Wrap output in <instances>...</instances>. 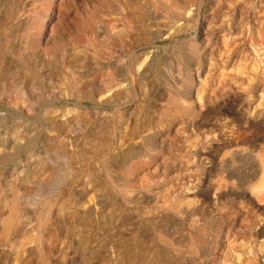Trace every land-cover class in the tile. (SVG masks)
Wrapping results in <instances>:
<instances>
[{"label": "rangeland", "instance_id": "374dc122", "mask_svg": "<svg viewBox=\"0 0 264 264\" xmlns=\"http://www.w3.org/2000/svg\"><path fill=\"white\" fill-rule=\"evenodd\" d=\"M57 1L0 0V110L11 111L9 104L15 102L29 116L19 120L16 115V124L3 130L13 134L18 121L34 127L42 104L68 110L65 154L72 156L75 149L81 154L64 181L68 223L64 245L56 247L51 264H264V192L257 191L264 178V0ZM124 19L132 22L130 29ZM74 75L86 96L83 105L88 109L81 113ZM42 136L46 138L44 131ZM86 137L96 140L92 149ZM98 140H114L107 165L116 168L119 151L128 147V162L134 166L113 170L110 179L119 190L127 188L125 199L107 201L98 229L92 230L77 223L88 172L102 176L103 190L111 191L99 162ZM17 174L0 172L3 197L9 198L11 186L29 187ZM116 220L121 233L115 235ZM4 249L0 247V264H14ZM148 249L157 256L144 258ZM25 255L18 264H38ZM123 255L130 260L122 262Z\"/></svg>", "mask_w": 264, "mask_h": 264}, {"label": "bare ground", "instance_id": "6f19581e", "mask_svg": "<svg viewBox=\"0 0 264 264\" xmlns=\"http://www.w3.org/2000/svg\"><path fill=\"white\" fill-rule=\"evenodd\" d=\"M22 1V0H21ZM59 1V0H58ZM57 1V2H58ZM83 1V0H82ZM128 1V0H127ZM132 1V0H130ZM199 1V0H198ZM219 1V0H218ZM232 1V0H231ZM230 1V2H231ZM18 2V1H17ZM159 2V1H158ZM64 3V2H63ZM98 3V2H97ZM125 4V3H124ZM134 4V2H133ZM161 4V3H160ZM232 4V3H231ZM40 5V4H39ZM130 5V4H129ZM45 6V5H44ZM55 6V5H54ZM63 6V4H62ZM95 6V5H94ZM99 6V5H98ZM225 6V5H224ZM3 7V6H2ZM93 7V6H92ZM164 7V6H163ZM198 7V6H196ZM228 7V6H227ZM63 8V7H62ZM127 8V7H126ZM165 9V8H164ZM197 9V8H196ZM210 9V8H209ZM132 10V9H131ZM90 11V10H89ZM60 12V10L58 11ZM145 12V11H144ZM86 13V11H85ZM192 13V12H191ZM198 13V12H197ZM188 14V13H187ZM11 15V14H10ZM53 15V14H52ZM126 15V14H125ZM173 15V14H172ZM184 15V14H182ZM153 16V15H152ZM185 16V15H184ZM189 16V15H188ZM187 16V17H188ZM52 17V16H50ZM58 17V16H57ZM81 17V16H80ZM130 17V16H129ZM160 17V16H159ZM191 17V15H190ZM86 18V17H85ZM157 18V17H156ZM184 18V17H183ZM186 18V17H185ZM232 18V17H231ZM32 19V18H31ZM82 19V18H81ZM80 19V20H81ZM129 19V18H128ZM176 20L175 18H173ZM193 19V18H192ZM5 20V19H4ZM61 20V19H60ZM153 20V19H152ZM180 20V19H179ZM182 20V19H181ZM194 20H196L194 18ZM20 21V19H19ZM186 21V20H185ZM8 22V21H7ZM36 22V21H35ZM46 22V21H45ZM56 22V21H55ZM97 22V21H96ZM99 22V21H98ZM125 22V26H128L130 29L132 26V22L128 20H123ZM194 22V21H193ZM20 23V22H19ZM22 23V22H21ZM30 23V21H29ZM93 23V22H92ZM188 23V22H187ZM191 23V22H190ZM12 24V23H11ZM24 24V23H23ZM53 24V23H52ZM154 24V23H153ZM193 24V23H192ZM68 25V24H67ZM104 25V24H103ZM188 25V24H187ZM196 25V24H195ZM33 26V25H32ZM118 26V25H117ZM15 27V26H14ZM57 27V26H56ZM62 27V26H61ZM108 27V26H107ZM144 27V26H143ZM192 27V25H191ZM190 27V28H191ZM197 27V26H196ZM208 27V26H207ZM250 27V26H249ZM172 29L171 27H169ZM67 29V27H66ZM97 29V28H96ZM186 29V28H185ZM184 29V30H185ZM188 29V27H187ZM257 29V28H256ZM69 31V29H67ZM73 29H70V31ZM126 30V29H125ZM155 30V29H154ZM175 30V29H174ZM50 31V30H49ZM69 31V33H70ZM118 31V30H117ZM130 31V30H129ZM136 31V30H135ZM167 31V30H166ZM181 31V30H180ZM192 31V30H191ZM43 32V31H42ZM54 32V31H53ZM63 32V31H62ZM73 32V31H72ZM75 32V31H74ZM103 32V31H102ZM161 32V31H160ZM179 32V31H177ZM228 32V31H227ZM41 33V32H40ZM55 33V32H54ZM53 33V34H54ZM59 33V32H58ZM64 33V32H63ZM67 33V32H66ZM68 33V34H69ZM76 33V32H75ZM168 33V32H167ZM171 33V32H170ZM182 33V32H181ZM31 34V33H30ZM67 34V35H68ZM72 34V33H70ZM142 34V33H141ZM7 35V34H6ZM65 35V34H64ZM66 35V36H67ZM120 35V34H119ZM185 35V34H184ZM27 36V35H26ZM39 36V35H38ZM69 36V35H68ZM71 36V35H70ZM160 36V35H158ZM169 36V35H168ZM241 36V35H240ZM57 37V36H56ZM175 37V36H174ZM26 38V37H25ZM24 38V39H25ZM61 38V37H60ZM68 38V37H67ZM95 37H93L94 39ZM137 38V37H136ZM170 38V36H169ZM192 38V37H191ZM226 38V37H225ZM254 38V37H253ZM28 39V38H27ZM41 39V38H40ZM43 39V38H42ZM41 39V40H42ZM45 39V38H44ZM96 39V38H95ZM115 39V38H114ZM165 39V38H163ZM174 39V38H173ZM182 39V37H181ZM180 39V40H181ZM189 39V38H188ZM16 40V39H15ZM54 40V39H53ZM59 40V39H58ZM57 40V41H58ZM116 40V39H115ZM161 40V39H160ZM166 40V39H165ZM43 41V40H42ZM56 41V42H57ZM63 41V40H61ZM60 41V42H61ZM154 41V40H153ZM175 41V40H174ZM20 42V41H19ZM52 42V41H51ZM55 43V41H53ZM59 42V41H58ZM172 42V41H171ZM177 42V41H175ZM174 42V43H175ZM180 42V41H179ZM185 42V41H184ZM191 42V41H190ZM207 42V41H206ZM227 42V41H226ZM225 42V43H226ZM14 43V42H13ZM17 43V42H16ZM27 43V42H25ZM88 43V42H87ZM115 43H117L115 41ZM120 43V42H119ZM118 43V45H120ZM24 44V43H22ZM50 44V43H49ZM66 44V43H65ZM85 44V43H84ZM133 44V43H132ZM146 44V43H145ZM149 43H147L148 45ZM192 44V43H191ZM7 45H9L7 43ZM52 45V44H51ZM100 45V44H99ZM117 45V44H116ZM180 45V44H178ZM64 46V45H63ZM86 46V45H85ZM146 46V45H145ZM185 46V45H184ZM15 47V46H13ZM94 47V45H93ZM116 47V46H114ZM134 47V46H133ZM147 47V46H146ZM153 47V46H152ZM244 47V46H243ZM10 48V47H9ZM8 48V49H9ZM18 48V47H17ZM113 48V47H112ZM142 48V47H141ZM162 48V47H161ZM165 48V47H164ZM178 48V47H177ZM190 48V47H189ZM222 48V47H221ZM19 49V48H18ZM117 49V48H116ZM119 49V48H118ZM140 49V48H139ZM158 49V48H157ZM180 49V48H178ZM65 50V49H64ZM91 50V49H90ZM219 50V49H218ZM234 50V49H233ZM5 51V50H4ZM97 51V50H95ZM114 51V50H112ZM136 51V50H135ZM151 51V49H150ZM169 51V50H168ZM22 52V51H21ZM36 52V51H35ZM115 52V51H114ZM117 52V51H116ZM115 52V53H116ZM129 52V51H127ZM132 52V51H131ZM156 52V51H155ZM167 52V51H166ZM206 52V51H205ZM38 54V52H36ZM41 53V52H40ZM39 53V54H40ZM95 53V52H94ZM136 53V52H135ZM162 53V52H161ZM249 53H251L249 51ZM3 54V53H2ZM101 54V53H100ZM120 54V53H119ZM133 54V53H132ZM137 54V53H136ZM139 54V53H138ZM168 54V53H167ZM179 54V53H178ZM176 54V56L178 55ZM185 54V53H183ZM9 55V54H8ZM107 55V54H106ZM111 55V54H110ZM114 55V54H113ZM112 55V57H114ZM148 55V54H147ZM170 55V54H169ZM252 56L254 54H251ZM39 56V55H38ZM37 56V57H38ZM141 56V55H140ZM202 56V55H201ZM200 56V57H201ZM206 56V55H205ZM248 56V55H247ZM40 57V56H39ZM88 58V56L86 55ZM85 57V58H86ZM96 57V55H95ZM101 57V56H100ZM155 57V56H152ZM11 58V57H10ZM26 58V57H25ZM120 58V57H119ZM130 58V57H127ZM16 59V58H15ZM55 59V58H54ZM59 59V58H58ZM98 59V58H97ZM112 59V58H111ZM136 59V58H135ZM147 58L144 59V61ZM182 59V58H181ZM200 59V58H199ZM251 59V58H250ZM1 60V58H0ZM13 60V59H12ZM22 60V59H21ZM110 60V59H109ZM108 60V61H109ZM128 60V59H126ZM178 60V58H177ZM256 60V58H255ZM14 61V60H13ZM18 61V60H17ZM30 61V60H29ZM107 61V60H106ZM111 61V60H110ZM125 61V60H124ZM123 61V62H124ZM159 61V60H158ZM58 62V61H57ZM90 62V61H89ZM126 62V61H125ZM129 62V61H128ZM179 62V61H178ZM210 62V61H209ZM24 64L25 62L22 61ZM28 63V62H27ZM108 63V62H107ZM134 63V62H133ZM157 63V62H156ZM161 63V62H160ZM224 63V62H223ZM259 63V62H258ZM104 64V63H102ZM128 64V63H127ZM165 64V63H164ZM181 64V63H180ZM203 64V63H202ZM212 64V63H211ZM214 64V63H213ZM212 64V65H213ZM227 64V63H225ZM249 64V63H248ZM152 65V64H151ZM32 66V64H31ZM30 66V67H31ZM76 66V65H75ZM105 66V65H104ZM103 66V67H104ZM129 66V65H128ZM141 66V64L139 65ZM158 66V65H157ZM183 66V65H182ZM193 66V65H192ZM205 66V65H204ZM26 66H24L25 68ZM55 67V66H54ZM81 67V66H80ZM86 67V66H85ZM108 67V66H107ZM130 67V66H129ZM159 67V66H158ZM203 67V66H202ZM7 67H5L6 69ZM51 68V67H50ZM53 68V67H52ZM73 68V67H72ZM75 68V67H74ZM149 68V67H148ZM160 68V67H159ZM167 68V67H166ZM191 68V67H190ZM214 68V67H213ZM224 68V67H223ZM227 68V67H226ZM1 69V68H0ZM12 69V68H11ZM88 69V68H87ZM101 69V68H100ZM125 69V68H124ZM130 69V68H129ZM183 69V68H182ZM9 70V69H8ZM31 70V69H30ZM96 70V69H95ZM106 70V69H105ZM122 70V68H121ZM144 70V69H143ZM201 70V69H200ZM210 70V69H209ZM69 71V70H68ZM77 71V70H76ZM132 71V70H131ZM140 71V70H138ZM152 71V70H151ZM164 71V70H163ZM166 71V70H165ZM208 71V70H207ZM4 72V71H3ZM44 72V71H43ZM94 72V71H93ZM116 72V71H115ZM126 72V71H125ZM129 72V71H128ZM136 72V71H135ZM155 72V70H154ZM169 72V71H168ZM74 73V72H73ZM159 73V71H158ZM196 73V72H194ZM228 73V72H227ZM5 74V73H4ZM124 74V73H123ZM136 74V73H135ZM162 74V73H161ZM34 75V74H33ZM85 75V74H84ZM83 75V77H84ZM89 75V74H88ZM126 75V74H124ZM141 75V74H139ZM167 75V74H166ZM30 76V75H29ZM76 75L72 76V83L74 84V90L76 91V97L77 99H80L81 102L77 105L79 109L86 110L88 109L83 105V99L85 96V93H82V91L79 90L78 83H80V80L78 77H75ZM87 76V75H86ZM195 76V75H194ZM38 77V76H36ZM56 77V76H55ZM116 77V76H115ZM126 76H124L123 79H125ZM200 77V76H199ZM39 78V77H38ZM132 78V77H131ZM186 78V77H185ZM196 78V77H195ZM204 78V77H203ZM208 78V77H207ZM15 79V78H14ZM13 79V80H14ZM135 79V78H134ZM157 79V78H156ZM256 79V77H255ZM40 80V79H39ZM154 80V79H153ZM201 80V78H200ZM37 81V80H36ZM41 81V80H40ZM123 81V80H122ZM126 81V80H125ZM128 81V80H127ZM203 81V80H202ZM201 81V83H202ZM42 82V81H41ZM99 82V81H98ZM197 82V81H196ZM209 82V81H207ZM105 83V82H104ZM162 83V82H161ZM168 83V82H167ZM16 84V82L14 83ZM20 84V83H19ZM17 84V85H19ZM42 84V83H41ZM123 84V82H122ZM135 84V83H134ZM224 84V83H223ZM13 85V84H12ZM70 85V84H69ZM136 85V84H135ZM161 85V84H160ZM195 85V84H194ZM231 85V84H230ZM46 86V85H44ZM204 86V84H203ZM97 87V86H95ZM104 87V86H103ZM133 87V86H132ZM131 88V86H130ZM158 88V87H157ZM205 88V86H204ZM221 88V87H220ZM262 88V87H261ZM194 89V88H193ZM232 89V88H231ZM106 90V89H105ZM127 90V88H126ZM44 91V90H43ZM262 91V90H261ZM21 92V91H20ZM40 92V91H39ZM74 92V91H73ZM92 92V91H90ZM202 92V91H201ZM135 93V92H134ZM133 93V94H134ZM137 93V92H136ZM213 93V92H212ZM261 93V92H260ZM1 94V93H0ZM19 94V93H18ZM202 94V93H201ZM55 95V94H54ZM68 95V94H66ZM138 95V94H137ZM183 95V94H182ZM41 96V95H39ZM43 96V95H42ZM131 96V95H130ZM139 96V95H138ZM24 98V96H22ZM74 97V96H73ZM75 97V98H76ZM40 98V97H39ZM70 98V97H68ZM88 98V97H87ZM123 98V97H122ZM127 98V97H126ZM38 99V98H37ZM46 99V98H45ZM257 99V98H256ZM25 100V99H24ZM48 100V99H47ZM53 100V99H52ZM60 100V99H59ZM68 100V99H67ZM71 100V99H70ZM138 100V99H136ZM147 100V99H146ZM152 100V99H151ZM202 100V99H201ZM204 100V99H203ZM259 100V99H258ZM39 101V100H38ZM43 101V100H42ZM49 101V100H48ZM58 101V99H57ZM72 101V100H71ZM93 102L95 101L93 97ZM121 101V100H120ZM132 101V100H131ZM139 101V100H138ZM143 101V100H142ZM172 104L177 106L178 101L175 98H171L169 100ZM47 102V101H46ZM67 102V101H66ZM70 102V101H69ZM118 102V100H117ZM124 102V101H122ZM130 102V101H129ZM135 103V101H133ZM169 102V103H170ZM205 102V101H204ZM43 103V102H42ZM50 103V102H49ZM73 103V102H72ZM89 103V102H88ZM91 103V102H90ZM111 103V102H110ZM115 103V102H114ZM113 103V104H114ZM119 103V102H118ZM197 103V102H196ZM37 104V102L35 103ZM41 104V103H39ZM61 104V103H60ZM58 104V105H60ZM63 104V102H62ZM68 104V103H67ZM94 104V103H93ZM92 104V105H93ZM99 104V103H97ZM132 104V103H131ZM145 104V103H144ZM143 104V105H144ZM193 104V103H192ZM200 104V103H198ZM209 104V103H208ZM4 105V104H3ZM2 105V106H3ZM23 105V104H22ZM46 105L48 104H42L40 111L34 113L36 114V125L34 127L27 126L28 124H25L27 122L24 121V123H19L18 126H14L16 129H13V134L6 133L3 128H7L8 126H13L16 124L15 122V116H21L18 119H25L26 116L24 115L23 111L20 110V108L17 106L15 102L13 104H9V106L12 108L11 111H1L0 110V172H11V173H18L20 181L22 184L26 186V184L29 186L27 188H17L15 186H11L10 189V196L9 198H5L2 195V189L0 188V247L4 246V250H8V254L12 256L13 261H15L14 264H18V261L26 259V255L28 257L34 256L36 260L38 261V264H51V259L53 257V254L56 252V247L60 245H64V234L66 233V225L68 223L67 217H66V208L69 205L68 201L66 199V193L64 190V181L67 179V175H71L74 173L75 167L74 164L76 163L75 160L80 158L81 154L78 149H75L72 152L71 155L65 154V141L62 138L63 132L65 130L66 123V117L69 114L68 110L65 112H62L60 110H56L52 107L47 109ZM54 105V104H53ZM56 105V103H55ZM54 105V106H55ZM91 105V106H92ZM108 105V104H107ZM142 105V106H143ZM184 105V104H183ZM29 106V105H28ZM40 106V105H38ZM67 106V105H66ZM110 106V105H109ZM135 106V105H134ZM133 106V107H134ZM204 106V104H203ZM34 107V106H33ZM56 107V106H55ZM64 107V104L63 106ZM75 107V106H74ZM100 107V106H99ZM104 107V106H103ZM106 107V106H105ZM104 107V110H105ZM121 107V106H120ZM145 107V106H144ZM143 107V108H144ZM148 107V106H147ZM196 107V106H195ZM59 108V107H58ZM57 108V109H58ZM98 108V107H97ZM115 108V107H114ZM127 108V107H126ZM132 108V107H131ZM34 109V108H33ZM78 109V110H79ZM120 109V108H119ZM196 109V108H193ZM199 109V108H198ZM10 110V109H9ZM80 111V113L82 112ZM95 110V109H94ZM103 110V109H102ZM101 113H103V111ZM121 110V109H120ZM125 110V109H122ZM121 110V111H122ZM146 110V109H145ZM148 110V109H147ZM250 110V109H249ZM89 111V110H88ZM99 111V110H98ZM106 111V110H105ZM112 111V110H111ZM119 111V110H118ZM126 111V110H125ZM196 111V110H195ZM194 111V112H195ZM251 111V110H250ZM26 112V111H25ZM113 112V111H112ZM142 112V111H141ZM145 112V111H144ZM150 112V109H149ZM99 113V112H98ZM111 113V112H110ZM155 113V112H154ZM190 113V112H189ZM188 113V114H189ZM198 113V112H197ZM91 112H85V115L91 116ZM100 114V113H99ZM108 115V113H105ZM112 114V113H111ZM141 114V113H140ZM192 114V113H191ZM33 115V114H32ZM105 115V116H106ZM113 115V114H112ZM152 115V114H151ZM187 115V114H186ZM135 116V115H134ZM185 116V115H183ZM199 116V114H198ZM29 117V116H28ZM96 117V116H95ZM111 117V116H110ZM115 117V116H114ZM145 117V116H144ZM193 117V116H192ZM17 118V116H16ZM33 118V117H32ZM97 118V117H96ZM114 119V118H112ZM111 119V120H112ZM117 119V118H116ZM184 119V118H183ZM27 120V119H25ZM30 120V119H28ZM93 120V119H92ZM148 120V119H147ZM228 120V119H227ZM151 121V120H150ZM180 121V120H179ZM93 122V121H92ZM118 122V121H116ZM140 122V121H139ZM177 122V121H176ZM225 122V121H224ZM29 123V122H28ZM35 123V122H34ZM114 123V122H113ZM111 124V122H110ZM115 124V123H114ZM183 124V123H182ZM188 124V123H187ZM21 125V126H19ZM25 125V126H23ZM116 125V124H115ZM142 126V125H141ZM188 126V125H187ZM191 127V126H190ZM73 128V127H72ZM95 128V127H94ZM140 128V127H139ZM78 129V128H77ZM103 129V128H102ZM117 129V127H116ZM185 129V128H183ZM96 130V129H95ZM101 130V129H100ZM115 130V129H114ZM139 130V129H138ZM46 134V138L42 136V133ZM46 131V132H45ZM86 131V130H85ZM84 131V132H85ZM142 131V130H141ZM189 131V130H188ZM194 131V130H193ZM224 131V130H223ZM112 132V130H111ZM117 132V131H116ZM222 132V131H221ZM118 133V132H117ZM149 133V132H148ZM49 134V136H48ZM98 134V133H97ZM113 134V133H112ZM142 134H145L144 132ZM209 134V133H207ZM111 135V134H110ZM118 135V134H117ZM139 135V133H138ZM194 135V134H193ZM210 135V134H209ZM245 135V134H243ZM48 136V138H47ZM73 136V135H72ZM120 136V135H119ZM200 136V135H199ZM214 136V135H213ZM238 136V135H237ZM146 137V136H145ZM144 137V138H145ZM177 137V136H175ZM202 137V136H201ZM261 137V136H260ZM174 138V137H173ZM204 138V137H203ZM212 138V137H211ZM237 138V137H236ZM240 138V136L238 137ZM71 139V138H70ZM75 139V138H74ZM117 140V138H115ZM124 139V138H123ZM188 139V138H187ZM186 139V141H187ZM205 139V138H204ZM208 139V138H206ZM121 140V139H120ZM168 140V139H167ZM202 140V138H201ZM257 140V139H256ZM96 140L86 137L85 143L89 144L91 149L94 147V144ZM113 141L114 140H98V144L100 145L101 154L99 155V158L101 161V167L103 174L105 175V180H107V184L110 185L111 191H105L103 190V187L106 185L104 179L102 176L97 177L92 172H88V180L89 183L87 187L85 186L81 190V200L83 202L80 204V221H77L78 226H84V227H91L92 230H97L98 222L102 218L101 210H103L107 203V201H115L119 200L118 198L121 197L122 199L125 197L127 193V188H124L125 191L119 190L117 187H115L111 181V175L113 173V170L118 168H125L129 164L128 162V147L125 150V147L123 150L119 151V160L118 165L116 168L112 166L107 165V159L110 156V153L112 152L113 148ZM123 141V140H122ZM141 141V140H140ZM170 141V140H169ZM205 141V140H204ZM215 141V140H214ZM219 141V140H218ZM217 141V142H218ZM116 142V141H115ZM163 142V141H162ZM161 142V143H162ZM200 142V141H199ZM209 142V141H208ZM213 142V141H211ZM216 142V141H215ZM221 142V141H220ZM185 143V142H184ZM203 143V142H201ZM96 144V143H95ZM122 144V143H121ZM204 144V143H203ZM166 145V144H165ZM194 145V144H193ZM175 146V145H174ZM249 146V145H248ZM252 146V145H251ZM88 147V146H87ZM193 147V146H192ZM163 150V148H162ZM166 150V149H165ZM146 151V150H145ZM164 151V150H163ZM169 151V150H168ZM223 152V151H222ZM221 152V153H222ZM181 153V152H180ZM224 153V152H223ZM173 154V152H172ZM193 154V153H192ZM247 154V153H246ZM147 156V155H146ZM172 156V155H170ZM186 156V155H185ZM249 156V155H248ZM148 157V156H147ZM161 157V156H160ZM264 157V156H263ZM203 158V157H202ZM166 159V158H165ZM192 159V158H190ZM208 159V158H206ZM218 159V158H217ZM224 159V158H223ZM239 159V158H238ZM167 160V159H166ZM172 160V158H171ZM238 161L237 159H235ZM234 160V161H235ZM242 160V159H239ZM264 160V159H263ZM117 161V160H116ZM162 161V160H161ZM164 161V160H163ZM185 161V160H184ZM201 161V160H200ZM228 161V160H227ZM248 161V160H247ZM90 163V161H88ZM93 162V161H92ZM95 162V161H94ZM158 162V161H157ZM171 162V161H169ZM175 162V161H174ZM186 162V161H185ZM246 162V161H245ZM160 163V162H159ZM158 163V164H159ZM202 163V162H201ZM204 163V162H203ZM206 163V162H205ZM243 163V162H242ZM257 163V162H256ZM163 164V163H162ZM173 164V163H172ZM180 164V162H179ZM194 164V163H193ZM200 163H198L199 165ZM233 164V162H232ZM237 164V163H236ZM253 164V163H252ZM264 166V161H263ZM168 165V164H166ZM181 165V164H180ZM231 165V164H230ZM134 164L130 162L129 167H133ZM190 166V165H189ZM224 166V165H222ZM228 165H226L227 167ZM239 166V165H238ZM251 166V165H250ZM86 167V166H85ZM100 167V166H99ZM164 167V166H163ZM196 167V166H195ZM215 167V166H214ZM230 167V166H229ZM159 168V167H158ZM162 168V167H161ZM174 168V167H172ZM177 168V166L175 167ZM194 168V167H193ZM78 169V168H77ZM86 169V168H85ZM178 169V168H177ZM183 169V168H182ZM235 169V168H234ZM241 169V168H240ZM264 170V168H262ZM264 174V171H262ZM176 170V169H175ZM251 170V169H250ZM253 170V169H252ZM85 171V170H84ZM201 172V171H200ZM226 172V171H225ZM243 172V171H242ZM152 173V172H151ZM182 173V172H181ZM227 173V172H226ZM239 173V172H238ZM249 173V172H248ZM254 173V172H253ZM2 174V173H1ZM167 174V173H166ZM242 174V173H241ZM154 175V174H153ZM164 175V174H163ZM163 175H161L163 177ZM196 175V174H195ZM235 175V174H234ZM232 175V176H234ZM257 175V174H256ZM5 176V175H4ZM152 176V175H150ZM231 176V177H232ZM240 176V175H239ZM245 176V174H244ZM254 176V175H253ZM259 180L261 181L262 176L260 174L257 175ZM74 177V176H73ZM83 177V176H82ZM161 177V178H162ZM171 177V176H170ZM192 178V176H190ZM229 177V175H228ZM248 177V176H246ZM250 177V176H249ZM17 178V177H16ZM185 178V177H184ZM189 178V177H188ZM189 178V179H191ZM194 178V177H193ZM221 178V177H219ZM219 178H217L219 180ZM230 178V177H229ZM257 178V177H256ZM257 178V179H258ZM261 178V179H260ZM75 179V178H74ZM137 179V178H136ZM135 179V180H136ZM164 179V178H163ZM168 179V178H167ZM187 179V177H186ZM188 179V180H189ZM196 179V178H195ZM231 179V178H230ZM228 179V180H230ZM3 180V179H2ZM143 180V179H141ZM161 180V179H160ZM184 182L188 183V181ZM237 180V179H236ZM137 181V180H136ZM148 181V180H147ZM180 181V180H179ZM194 181V180H193ZM191 180V182H193ZM199 181H201L199 179ZM220 181V180H219ZM217 183H220V182ZM225 181V180H224ZM231 184L232 179L230 180ZM5 182V181H4ZM182 182V181H181ZM180 182V183H181ZM215 182V181H214ZM213 182V183H214ZM237 182V181H236ZM255 182V180H254ZM73 183V182H72ZM229 183V181H228ZM250 183V182H249ZM3 184V183H2ZM6 184V183H5ZM4 184V185H5ZM191 184V183H190ZM189 184V185H190ZM230 184V185H231ZM241 184V183H240ZM251 185L253 183H250ZM259 184V183H257ZM256 184V185H257ZM33 185V186H32ZM248 185V184H247ZM73 186V185H72ZM183 186V185H182ZM198 186V185H197ZM212 186H214L212 184ZM175 187V186H174ZM200 187V186H199ZM219 187V186H218ZM7 188V187H6ZM173 188V187H172ZM170 188V190H174ZM183 188V187H182ZM181 188V190H182ZM189 188V187H188ZM73 189V188H71ZM161 189V188H160ZM178 189V187L176 188ZM194 189V188H193ZM180 190V191H181ZM186 190V189H184ZM188 190V189H187ZM216 190V189H215ZM4 191V190H3ZM8 191V190H7ZM73 191V190H72ZM134 191V190H133ZM141 191V190H139ZM178 191V190H177ZM191 191V190H189ZM259 193L264 192V178L263 181L260 182V185L258 187ZM126 192V193H125ZM130 192V191H129ZM216 192V191H215ZM148 193V192H147ZM164 193V192H163ZM188 193V192H187ZM258 192H256L257 194ZM5 194V193H4ZM73 194V193H72ZM145 194V193H144ZM152 195V193L150 192ZM172 194V193H170ZM176 194V193H175ZM181 194V193H180ZM232 194V193H231ZM241 194V193H240ZM6 195V194H5ZM179 195V193H178ZM184 195V194H183ZM252 195V194H251ZM78 196V195H77ZM136 196V195H135ZM176 196V195H175ZM214 196V195H213ZM75 197V196H74ZM182 197V196H181ZM203 197V196H202ZM264 197V196H263ZM142 198V196H141ZM180 198V197H179ZM184 198V197H183ZM261 198V197H260ZM74 199V198H73ZM125 199V198H124ZM129 200V199H128ZM252 200V199H251ZM250 200V201H251ZM134 201V200H133ZM218 201V200H217ZM259 201V200H258ZM124 202V200H123ZM122 202V203H123ZM213 202V201H212ZM75 203V202H74ZM132 203V202H131ZM251 203V202H250ZM256 203V202H255ZM120 204V203H119ZM127 204V203H126ZM129 204V203H128ZM198 204V203H197ZM73 205V203L71 204ZM111 205V204H110ZM137 205V203H136ZM127 206V205H126ZM131 206V205H129ZM138 206V205H137ZM147 207V206H146ZM238 209V208H237ZM166 210V209H165ZM248 210V209H247ZM105 211V210H104ZM243 211V210H242ZM69 212V211H68ZM146 213V212H145ZM171 213V212H170ZM244 213V212H243ZM76 214V213H75ZM114 215V214H113ZM257 215V214H256ZM112 216V215H111ZM243 216V215H242ZM250 217V216H249ZM178 218V217H177ZM243 218V217H242ZM254 218V217H253ZM70 219V218H69ZM196 220V219H195ZM240 220V219H239ZM85 221V222H84ZM101 222V221H100ZM232 222V221H231ZM252 222V221H250ZM119 223V220H116V234L121 233V227L117 225ZM150 224V222H149ZM253 224V223H252ZM74 225V224H73ZM148 225V224H147ZM197 225V224H196ZM238 226V225H237ZM242 226V225H241ZM250 226V225H249ZM157 227V226H156ZM195 227V226H194ZM139 228V227H138ZM141 228V227H140ZM139 228V229H140ZM155 228V227H154ZM89 229V230H90ZM236 229V228H235ZM73 231V230H72ZM91 231V230H90ZM139 232V230H138ZM232 232V231H231ZM249 232V231H248ZM243 233V232H242ZM246 233V232H245ZM73 234V233H72ZM78 234V233H77ZM138 234V233H137ZM218 235V234H217ZM82 236V235H81ZM98 237V236H97ZM138 237V236H137ZM218 237V236H217ZM225 237V236H224ZM84 240V239H83ZM72 241V240H71ZM235 241V240H234ZM238 241V240H237ZM157 242V241H156ZM163 242V241H162ZM210 242V241H208ZM167 245H170L169 242H164ZM212 243V242H211ZM257 243V242H256ZM262 243V242H261ZM68 244V243H67ZM156 244V243H155ZM248 244V243H247ZM70 245V244H69ZM72 245V244H71ZM184 245V244H183ZM189 245V244H187ZM261 245V244H260ZM174 246V245H173ZM196 247V245H195ZM73 248V247H72ZM137 248V247H136ZM236 248V247H235ZM76 249V248H75ZM88 249V248H87ZM165 249V248H164ZM237 249V248H236ZM246 249V248H245ZM195 248L192 245V243L189 246V251H194ZM226 250V249H224ZM229 250V249H228ZM256 250V249H255ZM1 251V250H0ZM72 251V250H71ZM77 251V250H76ZM75 251V252H76ZM163 251V250H162ZM161 251V252H162ZM239 251V250H238ZM74 252V253H75ZM92 252V251H91ZM177 252V251H176ZM182 252V251H181ZM244 252V251H243ZM222 253V252H221ZM239 253V252H238ZM245 253V252H244ZM243 253V254H244ZM248 253V252H247ZM261 253V252H260ZM181 254V253H180ZM219 254V253H218ZM246 254V253H245ZM152 256L156 257L157 253L152 250H146L144 252V258L145 256ZM258 255V254H254ZM182 256V255H181ZM247 256V254H246ZM253 256V254H252ZM263 256V255H262ZM222 257V256H221ZM220 257V258H221ZM243 257V255H242ZM249 257V256H248ZM193 258V257H192ZM262 258V257H261ZM7 259V258H6ZM175 258H173L174 260ZM258 259V258H257ZM65 260V259H64ZM125 260H130V257L127 255L121 256V261L124 262ZM242 260V259H241ZM253 260V259H252ZM4 261V260H3ZM6 261V260H5ZM165 261V260H164ZM259 261V259H258ZM126 262V261H125ZM221 262V261H220ZM260 262V261H259ZM225 263V262H224ZM250 263V262H249ZM252 264H255L254 261H251ZM4 264V263H3ZM78 264V263H77ZM248 264V263H247ZM257 264V263H256ZM262 264V261H261Z\"/></svg>", "mask_w": 264, "mask_h": 264}]
</instances>
